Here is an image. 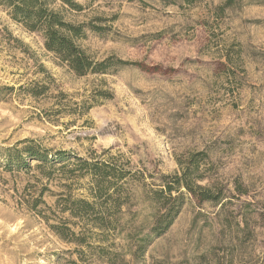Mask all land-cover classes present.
<instances>
[{
  "label": "rangeland",
  "instance_id": "rangeland-1",
  "mask_svg": "<svg viewBox=\"0 0 264 264\" xmlns=\"http://www.w3.org/2000/svg\"><path fill=\"white\" fill-rule=\"evenodd\" d=\"M48 1L87 24L77 44L89 57L115 64L76 74L0 6V264L102 263L90 254L108 245L99 230L86 248L50 227L85 230L59 210L92 199L76 158L129 172L121 224L138 233L108 235L123 264H264V0H74L81 11ZM25 139L65 159L6 168L5 149ZM198 151L206 157L197 183L222 190L223 200L186 194L169 228L133 258L127 250L154 219L149 191ZM37 198L46 204L39 214L30 209Z\"/></svg>",
  "mask_w": 264,
  "mask_h": 264
},
{
  "label": "trees",
  "instance_id": "trees-1",
  "mask_svg": "<svg viewBox=\"0 0 264 264\" xmlns=\"http://www.w3.org/2000/svg\"><path fill=\"white\" fill-rule=\"evenodd\" d=\"M167 1L168 3L191 5L199 0ZM232 1L226 0L224 6H229ZM61 2L72 10H82V6L74 0H61ZM0 6L7 11L11 20L20 24L28 32L40 35L44 48L53 53L76 74L105 73L108 66L115 64L112 62V56L100 61L89 57L77 44V40L85 36V31L88 29L87 24L67 21L61 11L50 6L48 0H0ZM117 61L124 63L122 60ZM18 144L23 146L5 149L4 166L8 169H12V167L28 169L31 167L26 161L28 159L38 161L36 164L38 169L65 159L64 151L59 150L51 154L50 151L40 148L32 140L25 139ZM205 157L204 152L198 151L190 154L184 165L180 160H177L180 171L171 175H163L160 188L149 191L150 204L155 209L154 219L149 232L137 240L134 250L130 248L127 250L133 258H138L145 251L146 245L149 243L147 240L149 236H160L169 228L183 206L186 194L196 203L205 201L221 203L223 200L222 190H213L209 185L197 183V180L203 177L197 173L198 166ZM76 160L78 161L77 170L81 173L84 171L91 178L92 199L74 198L70 201L69 206L64 204L59 210L61 212L69 210L72 217L78 218L84 224L85 230L76 233L70 226L64 225L67 223L65 221L51 224L50 227L61 239L74 242L77 245H84L86 248L90 245L93 248V245L88 242L91 235L96 234L92 229L99 230L96 234L99 236L98 241L106 242L108 245H96L95 251L92 249L90 254L102 259L101 264H123L124 261L119 259L118 253L113 248L114 242H110L108 235L126 231V237H133L138 233L137 228L133 226L122 230L124 226L121 224L124 220L122 206L127 201L122 181L129 172L116 162L99 160L88 162L81 158H76ZM181 187L184 188L185 193L180 190ZM237 189H240L239 186ZM39 204L46 206L41 198H37L33 200L30 209L36 210L35 213L39 214L40 210L37 209ZM85 251L82 249L78 253L82 254Z\"/></svg>",
  "mask_w": 264,
  "mask_h": 264
}]
</instances>
